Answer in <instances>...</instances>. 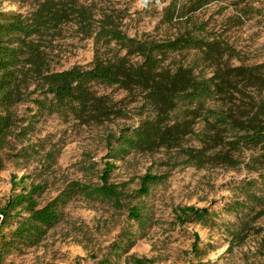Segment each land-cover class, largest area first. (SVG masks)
Segmentation results:
<instances>
[{
    "label": "trees",
    "instance_id": "obj_1",
    "mask_svg": "<svg viewBox=\"0 0 264 264\" xmlns=\"http://www.w3.org/2000/svg\"><path fill=\"white\" fill-rule=\"evenodd\" d=\"M15 1H31L34 8L28 14L0 9V171L9 160L38 156L45 170H52L59 151L46 152L43 141L25 145L44 114H58L83 126L129 118L117 102L99 94L98 86L116 87L133 102L140 100V116H146L134 126L107 134V159L112 163H105L98 182L71 181L41 206L38 199L45 192L47 178L29 186L12 178L15 193L0 209V264L15 251L39 245L63 221L66 207L76 198L124 210L137 224L139 234H144L151 219L133 201L148 197L169 174L146 173L132 192L127 183L111 182L115 163L132 153L165 150L176 153L175 166L199 170L243 167L264 179V61L232 64L231 58H239L238 52L208 34L204 25L194 23L161 40L139 38L130 36L114 13H98L80 0ZM212 1L198 0L195 10ZM183 10L173 0L165 10L164 22L176 25L174 20ZM67 25L76 27L83 39L93 40L94 60L88 66L55 70L48 49ZM191 52L196 56L186 63L185 56ZM22 106H26L24 112ZM257 186L258 179L238 186L244 200L229 209L240 220L231 234V248L242 245L253 223L264 216V194H256ZM257 207L260 210L252 216ZM245 209L250 210L248 215ZM211 219L208 208L194 206L179 208L177 215L181 225H206ZM137 233L125 230L98 264H115V258L134 246ZM194 238L192 253L200 259L204 254L200 237L195 234ZM129 261L151 263L133 255Z\"/></svg>",
    "mask_w": 264,
    "mask_h": 264
},
{
    "label": "rangeland",
    "instance_id": "obj_2",
    "mask_svg": "<svg viewBox=\"0 0 264 264\" xmlns=\"http://www.w3.org/2000/svg\"><path fill=\"white\" fill-rule=\"evenodd\" d=\"M80 1L91 5L98 13H114L120 17L123 29L133 37L161 40L173 37L180 29L191 28L195 23L204 25L207 33L223 45L235 48L239 58H231L232 64L239 65L243 61L250 65L264 61V0H213L197 10L198 0H177L178 8L184 7V10L178 20H174L176 25L164 22L165 10L173 0ZM33 8L31 1L0 0V9L5 12L28 14ZM48 50L55 70L88 66L95 56L93 40L83 39L73 25L65 26L62 35ZM195 56V52L186 54V63ZM178 59L182 57L178 56ZM206 73L210 71L206 70ZM96 89L99 94H106L117 102L128 112L129 118L103 126H83L58 114H44L25 145L43 141L46 152L50 149L59 151L56 164L51 171H46L41 156L9 160L0 171V209L15 193L13 177H17L16 182L25 181L28 186L42 183L47 178L45 192L38 199L41 206L56 197L71 181H99L105 163H112L107 159V134L117 132L123 126L138 124L146 114L140 116V100L133 102V98L118 88L98 86ZM25 107L20 110L24 112ZM175 154L165 150L155 154L132 153L115 163L111 182L127 183L130 192L139 188L140 177L146 173L169 174L168 180L153 187L148 197L133 201L150 216L151 222L144 234H139L137 224L128 219L124 210H116L105 202L76 198L66 207L63 221L50 230L39 245L13 252L4 264H98L109 255L112 244L125 230L138 232L135 244L127 254L115 258V264H133L127 262L132 255L148 259L150 264H264V216L253 223V229L242 245L231 248V234L239 228L240 220L235 212L229 211L237 201L244 200L237 191L242 182L258 179L255 191L261 195L264 194V179L243 167L199 170L175 166ZM190 206L208 208L212 213L210 223L179 224V208ZM259 210L257 207L252 216ZM244 211L247 215L250 213L249 209ZM243 216L241 213L240 217ZM195 234L200 237V248L204 253L200 259L192 253Z\"/></svg>",
    "mask_w": 264,
    "mask_h": 264
}]
</instances>
